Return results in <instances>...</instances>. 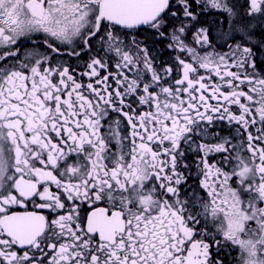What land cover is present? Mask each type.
I'll return each mask as SVG.
<instances>
[{
	"label": "snow or ice",
	"instance_id": "obj_1",
	"mask_svg": "<svg viewBox=\"0 0 264 264\" xmlns=\"http://www.w3.org/2000/svg\"><path fill=\"white\" fill-rule=\"evenodd\" d=\"M0 264H264V0H0Z\"/></svg>",
	"mask_w": 264,
	"mask_h": 264
}]
</instances>
